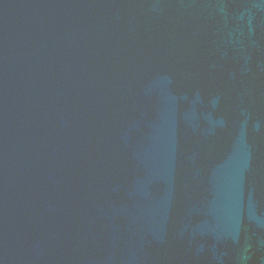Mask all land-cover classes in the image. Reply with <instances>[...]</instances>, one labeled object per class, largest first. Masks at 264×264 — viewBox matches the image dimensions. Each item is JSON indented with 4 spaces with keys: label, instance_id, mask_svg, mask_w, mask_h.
I'll return each mask as SVG.
<instances>
[{
    "label": "water",
    "instance_id": "95a60500",
    "mask_svg": "<svg viewBox=\"0 0 264 264\" xmlns=\"http://www.w3.org/2000/svg\"><path fill=\"white\" fill-rule=\"evenodd\" d=\"M0 264H264V0H0Z\"/></svg>",
    "mask_w": 264,
    "mask_h": 264
}]
</instances>
